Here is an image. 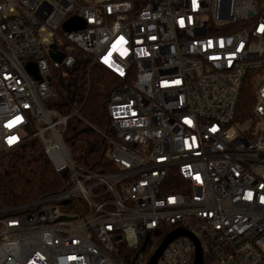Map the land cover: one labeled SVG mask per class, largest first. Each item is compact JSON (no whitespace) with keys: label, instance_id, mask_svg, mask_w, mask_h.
Returning <instances> with one entry per match:
<instances>
[{"label":"built area","instance_id":"built-area-1","mask_svg":"<svg viewBox=\"0 0 264 264\" xmlns=\"http://www.w3.org/2000/svg\"><path fill=\"white\" fill-rule=\"evenodd\" d=\"M72 16L85 25L65 30ZM74 51L122 79L107 103L106 171L71 158L63 132L76 111L44 104L51 70ZM247 80L254 103L240 122ZM30 138L69 183L0 203V264H127L122 246L147 264L155 233L176 228L201 264H264V0H0V154ZM195 249L177 235L154 264H193Z\"/></svg>","mask_w":264,"mask_h":264},{"label":"trees","instance_id":"trees-1","mask_svg":"<svg viewBox=\"0 0 264 264\" xmlns=\"http://www.w3.org/2000/svg\"><path fill=\"white\" fill-rule=\"evenodd\" d=\"M73 62L53 68L50 83L53 94L44 102L47 108L69 114L63 132L64 142L71 158L78 164L93 170L106 171L108 143L103 136L107 128V103L112 89L122 79L99 64H89L81 51H74ZM254 103L252 84L247 80L241 88L236 107L237 121L243 122L251 116ZM169 191H178L172 179ZM69 183L66 169L56 171L35 138L24 141L20 146L0 154V203L15 206L60 191ZM169 230L170 225H161ZM164 230V231H165ZM165 232L155 233L161 242ZM125 263L133 251L122 246Z\"/></svg>","mask_w":264,"mask_h":264},{"label":"water","instance_id":"water-1","mask_svg":"<svg viewBox=\"0 0 264 264\" xmlns=\"http://www.w3.org/2000/svg\"><path fill=\"white\" fill-rule=\"evenodd\" d=\"M85 25V21L79 17L76 16H72L69 17L67 20H65L63 22V28L65 30H72V29H77V28H81ZM49 56L52 60L55 61H60L62 59V57L64 56V54L62 52L59 51H55V45L51 44V49L49 50ZM29 69H31L33 71V67L30 65ZM66 201H64L65 203ZM65 217V216H62ZM177 235H187L190 236L195 243V258H194V263L193 264H201V251H200V247L196 241V239L186 230L182 229V228H176L172 231H170L163 239L162 241L159 243V245L157 246V248L155 249V251L153 252V254L151 255L149 261L147 264H154L157 257L159 256V254L161 253V251L163 250V248L167 245V243L174 238Z\"/></svg>","mask_w":264,"mask_h":264},{"label":"rangeland","instance_id":"rangeland-1","mask_svg":"<svg viewBox=\"0 0 264 264\" xmlns=\"http://www.w3.org/2000/svg\"><path fill=\"white\" fill-rule=\"evenodd\" d=\"M60 209L67 211V206H61Z\"/></svg>","mask_w":264,"mask_h":264},{"label":"snow or ice","instance_id":"snow-or-ice-1","mask_svg":"<svg viewBox=\"0 0 264 264\" xmlns=\"http://www.w3.org/2000/svg\"><path fill=\"white\" fill-rule=\"evenodd\" d=\"M15 137L10 138L9 142L11 143L13 140H15Z\"/></svg>","mask_w":264,"mask_h":264}]
</instances>
